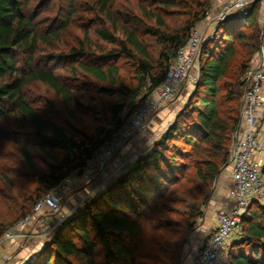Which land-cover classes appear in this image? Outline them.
I'll use <instances>...</instances> for the list:
<instances>
[{"label": "trees", "instance_id": "16d2710c", "mask_svg": "<svg viewBox=\"0 0 264 264\" xmlns=\"http://www.w3.org/2000/svg\"><path fill=\"white\" fill-rule=\"evenodd\" d=\"M96 1L103 14L109 16L117 26V30L121 27L124 37L99 29L98 35L115 43L116 47L95 55L82 43L68 53L75 62L73 70L78 72L80 69L84 75L98 81V93L110 98L109 102L102 104V111L109 115L112 128H102L99 131L101 139L95 142L85 131L46 117L26 100L23 87L30 80L43 82L66 103L75 100V95L72 88L52 69L35 68L34 58L39 50V42L47 40V36L39 34L36 22L27 13L24 2L0 0V117L22 115L32 124L37 139L50 156H55L53 151H59L61 155L52 173L40 175L46 186L45 193L34 201L33 206L63 181L72 169H83L95 150L161 85L179 47L187 42L191 29L205 17L208 9L207 4H202L204 10L191 11L182 32L149 28V33L163 46L158 58L154 59L147 44L134 30L127 25H119L118 16L112 12L113 0ZM257 8H252L249 17L256 14ZM249 17L245 26L250 25ZM157 18L164 25L162 18ZM255 20L256 16L251 25ZM238 21L242 23L240 18ZM230 37L227 33L226 39L231 40ZM259 48L260 42L254 50L259 51ZM206 49L202 50L199 75L190 97L155 142L152 151L140 156L128 172L120 175L108 189L93 197L79 213L71 216L54 234L48 249L27 264H74V257L86 259L89 264H99L94 256L98 245L102 246L104 264H122L127 261L136 264L140 244L137 240L146 229L144 217L156 209L159 199L162 200L164 185L178 180L186 170V162H180V156L186 158L193 153V150L185 151L183 147L191 146L194 149L195 174L203 185L216 179L222 167L229 162L231 138L240 122V97L244 90L240 77H243L251 60L248 59L246 67L242 63L241 68L245 67L243 74L241 69L239 75L234 77L235 83L226 88L224 79L230 74L235 51L231 46H223L216 52L211 48L210 53ZM16 53L23 55L30 68L33 67L28 74H17ZM123 59L133 65L136 84L122 76L124 64L118 62ZM143 92L145 94L141 96ZM226 102L229 103L223 110L222 106ZM177 143H183L184 146L175 150L176 154L167 156L166 152L172 151V147L179 145ZM21 150L29 167L38 173L32 154L25 146ZM33 206L20 218L29 213ZM192 216L186 220L188 230L195 224L196 214ZM20 218L4 227L0 223V237ZM241 228V236L233 245L230 255L231 264H264V204L258 201L250 205ZM150 241L152 248L147 250L150 263L177 264L178 254L174 258L162 257V250L155 247L156 250L153 246L159 243L158 237H152ZM179 263L183 264V260Z\"/></svg>", "mask_w": 264, "mask_h": 264}, {"label": "rangeland", "instance_id": "374dc122", "mask_svg": "<svg viewBox=\"0 0 264 264\" xmlns=\"http://www.w3.org/2000/svg\"><path fill=\"white\" fill-rule=\"evenodd\" d=\"M22 1L27 13L33 16L39 34L47 36V40L39 42V50L34 58L35 68L52 69L72 88L75 95V100L66 103L43 82L30 80L23 87L26 100L46 117L68 124L79 131H85L95 142L100 140L99 131L102 128L104 130L112 128L109 115L102 111V104L109 102L110 98L98 93V81L84 75L80 69L78 72L73 70L75 62L72 57L68 56V53L82 43L95 52V55L106 52L116 45L101 38L97 31L105 29L117 37H124L121 27L117 30L111 18L100 10L96 0ZM202 4L208 5L206 15L193 28L206 24L205 36L215 32L212 38L205 41L203 48L207 47L206 50L210 53L211 48H214L216 52L223 46H231L235 51L231 59L230 74L224 79V86L230 88L235 83L234 77L238 76L242 69V63L246 64V67L249 63L248 59L252 62L258 56V51L254 48L259 42L261 44L264 28V15L259 7L256 14L249 17L250 25L245 26V22L242 21L240 24L237 17L224 19L221 22L216 21L214 0H113L111 5L112 12L120 20L119 25H127L134 30L147 44L153 58L157 59L163 46L149 33V28H159L167 32H182L186 22L190 19V12L204 10ZM157 16L162 18L164 25L159 23ZM255 16V23L251 25ZM225 33L231 35V40L226 39ZM16 57L18 60L17 74H28L33 67L30 68L26 63V58L20 53H16ZM118 63L124 64L122 76L136 84L133 65L126 59ZM198 75L199 64H195L176 97L179 98L177 105L182 103L181 107L170 112V116H164L163 123L153 129V132L149 128L126 145L113 157L103 173L93 178H89L92 172L86 176L82 172L74 171L77 169H72L68 173L67 177L76 174L77 180L73 185V192L64 201L63 212L71 215L74 211L79 213L87 202L108 189L120 175L128 172L140 156L152 151L155 142L161 138L184 107L195 87ZM144 94L145 92L141 96ZM228 103L222 106L223 110H226ZM177 144L179 145L172 147V151L166 152L167 156L176 154L175 150L184 146L183 143ZM22 146H25L32 154L38 173L29 167L22 153ZM183 149L190 152L193 150V153L186 158L180 156V162H186V170L178 180L164 185L165 194L162 200L159 199L160 203H157L156 209L144 217L146 229L137 240L140 244L136 264H152L147 256V250L152 248V243H150L152 237H158L159 243L153 246L162 250L160 252L162 257L174 258V255L178 254L177 264H180L181 260L188 258L187 252L190 249L199 248L211 233L213 219L209 216L210 201L215 192L221 191L224 189L222 186L227 185V179L224 180V177L229 176L230 168L228 164L224 165L212 183L203 185L196 178L194 149L191 146H185ZM53 153L55 156L51 157L42 147L34 127L22 115L8 114L0 117V223L3 227L30 210L34 201L45 193L46 186L40 175L52 173L61 157L59 151H53ZM88 179L91 180L88 181ZM84 197L86 199L82 202ZM80 203L83 205L80 206V210H77ZM261 203L264 204V201ZM193 214H196L195 224L192 229L188 230L186 220H190ZM241 230L240 226L233 235L220 264H231L230 255L233 245L241 236ZM56 232L57 230L46 238L27 239L23 248L18 246L12 248L11 244H1L0 264L4 261L5 264H27L33 261L48 249ZM19 250L22 254L17 253ZM11 254H16L15 259L18 256L16 261L11 259ZM94 256L99 264L105 263L101 245L97 246ZM72 260L74 264H89L88 260L82 258L74 257ZM122 264L130 263L127 261Z\"/></svg>", "mask_w": 264, "mask_h": 264}, {"label": "built area", "instance_id": "2783aa9c", "mask_svg": "<svg viewBox=\"0 0 264 264\" xmlns=\"http://www.w3.org/2000/svg\"><path fill=\"white\" fill-rule=\"evenodd\" d=\"M214 6V18L218 22L237 17L246 23L255 6L264 15V0H214ZM206 26L191 29L187 42L179 47L161 85L95 150L85 167L75 172H82L86 176L92 172L89 178L103 173L113 157L143 133L155 115L177 97L194 65L199 64L205 41L215 34L212 32L205 36ZM242 81L244 90L240 122L233 136L228 162L230 204L217 212L216 225L203 244L187 252L190 264H220L250 205L264 199V166L258 157V153L264 149V142L259 136L264 110V28L258 56L247 67ZM76 180V174L66 177L40 198L29 213L3 232L0 245L16 244L23 248L27 239L46 238L61 228L77 212L74 211L72 215L63 212L64 201L73 192ZM82 205L80 203L77 210ZM1 264H5V261Z\"/></svg>", "mask_w": 264, "mask_h": 264}, {"label": "crops", "instance_id": "0c3cea01", "mask_svg": "<svg viewBox=\"0 0 264 264\" xmlns=\"http://www.w3.org/2000/svg\"><path fill=\"white\" fill-rule=\"evenodd\" d=\"M178 99L179 98L174 99L166 108H164L161 111H159L155 115V117L152 119V121L150 122V124H149V126L147 127L146 130H148L150 128V131L153 132V129H156L158 126H160L163 123V121L165 120L164 116L168 117V116H170V112L172 113V112L178 110L177 108H180L181 104H182V103H180L179 105H177V102L179 101ZM259 136H260L261 141L264 142V110H263V120H262V123H261V131H260ZM134 139H132L131 141H133ZM130 142L128 144H130ZM258 157L260 158L261 162L264 164V149L261 150L258 153ZM225 179H227V185H223L222 188H224V189H222L221 191L219 190V191L215 192L213 198L210 201V205H209V207H210V211L209 212L210 213H209V216H211L212 219H213V222H212V225H211V230L216 225V214H217V212L220 209H222V208L228 207L229 204H230L229 194H228V188L230 186V178L228 176L226 178L224 177V180ZM262 201H264V199L261 200L260 202H262ZM11 245H12V248H16L17 247L16 244H11ZM17 253L18 254H22V253H20V250ZM11 256H12L11 259H13V261H16V259L18 258V256H17V258L15 259L16 254H11ZM183 264H190L189 258L184 260Z\"/></svg>", "mask_w": 264, "mask_h": 264}]
</instances>
